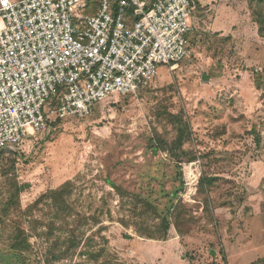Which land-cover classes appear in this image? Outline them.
Wrapping results in <instances>:
<instances>
[{
    "label": "rangeland",
    "instance_id": "obj_1",
    "mask_svg": "<svg viewBox=\"0 0 264 264\" xmlns=\"http://www.w3.org/2000/svg\"><path fill=\"white\" fill-rule=\"evenodd\" d=\"M258 13L254 0H198L190 56L176 68L0 152V264H102L91 257L102 246L111 264H264ZM66 183L71 212L57 221L41 196ZM164 217L160 242L169 244L156 248L140 232L157 231ZM14 230L31 245L19 261Z\"/></svg>",
    "mask_w": 264,
    "mask_h": 264
},
{
    "label": "built area",
    "instance_id": "obj_2",
    "mask_svg": "<svg viewBox=\"0 0 264 264\" xmlns=\"http://www.w3.org/2000/svg\"><path fill=\"white\" fill-rule=\"evenodd\" d=\"M195 0H0V152L189 58Z\"/></svg>",
    "mask_w": 264,
    "mask_h": 264
},
{
    "label": "trees",
    "instance_id": "obj_3",
    "mask_svg": "<svg viewBox=\"0 0 264 264\" xmlns=\"http://www.w3.org/2000/svg\"><path fill=\"white\" fill-rule=\"evenodd\" d=\"M197 1L198 0H195V4ZM254 1H255V6L257 8L258 7H260L261 9L264 8V0H254ZM262 13H263V10H262ZM257 24H258V33L261 37H263L264 36V16L263 14H259L258 19H257ZM255 76L257 77L258 75L255 74ZM261 77L262 79H259V76H258V80L256 81V84L258 85L259 88H260V85L264 84V76H261ZM141 90L142 89H140L139 91ZM95 106L93 108H95ZM173 119L178 124L179 126L178 131L180 132V135H182L186 129L183 120L177 116H174ZM58 122H63V121L57 120L53 123H58ZM202 185H208L206 178L202 179ZM111 187L114 188L112 184H111ZM70 193H71V184L66 183L61 188L50 190L45 195L41 196V198H43L42 201L44 199L49 200L53 203V205H55V207H57L56 209L57 212L55 215V218L57 219V221L63 218L66 219L67 217H69L68 212L70 211L69 210L70 207L67 201L65 200V197L70 195ZM13 203H14L13 200H9V202L6 204V207L13 205ZM169 228H170V222L168 221L167 218L164 217V219L162 220L161 228H159L157 231H154V232L149 231V230H147V232L144 231L143 233L140 232V236L142 235L141 236L142 238L144 237L150 240L163 241L166 239L168 235ZM22 233L23 232L14 230L13 237H12L13 239L10 242V247H9L10 253L13 254L14 259H16L17 261L24 259L25 258L24 254L29 253L30 248H31V245L29 244V241H28V236L27 235L25 236ZM90 243H94L92 239L90 240ZM91 257L95 262L100 261L101 259H104V262L102 264L104 263L111 264V256L110 254H106V249L103 246L100 247L99 250H94ZM258 264H261V262H259Z\"/></svg>",
    "mask_w": 264,
    "mask_h": 264
},
{
    "label": "crops",
    "instance_id": "obj_4",
    "mask_svg": "<svg viewBox=\"0 0 264 264\" xmlns=\"http://www.w3.org/2000/svg\"><path fill=\"white\" fill-rule=\"evenodd\" d=\"M172 240H174V239H171L170 241H172ZM148 244L153 245V247L159 248V247H164V246L168 245L169 241H166V242H160V241H155L154 242V241H152V242H148ZM144 261H146V260H144ZM148 263L151 264V263H154V261H151V262H148Z\"/></svg>",
    "mask_w": 264,
    "mask_h": 264
}]
</instances>
